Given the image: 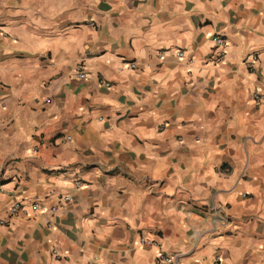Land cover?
<instances>
[{"label":"crops","instance_id":"1","mask_svg":"<svg viewBox=\"0 0 264 264\" xmlns=\"http://www.w3.org/2000/svg\"><path fill=\"white\" fill-rule=\"evenodd\" d=\"M255 92L264 0H0V264H264Z\"/></svg>","mask_w":264,"mask_h":264},{"label":"built area","instance_id":"2","mask_svg":"<svg viewBox=\"0 0 264 264\" xmlns=\"http://www.w3.org/2000/svg\"><path fill=\"white\" fill-rule=\"evenodd\" d=\"M214 44H215V48L218 50L216 55H214L213 59L211 60V62L217 63L220 62L222 60H224L225 57V46H226V41L225 39L220 36V35H215L213 38ZM178 57H184V51H178L177 52ZM130 66L134 67V64H131ZM76 75L79 78H85L86 77V73L82 70V69H78V72H76ZM102 84L105 86H109V84L107 82H104L102 80ZM253 97L255 100L259 101V102H264V95L259 93V92H255L253 93ZM67 139H70V136H67ZM76 185H78L79 187V183L76 182ZM69 201V197L68 196H63L59 199V203L63 202L64 204H66ZM23 208V204L21 201H15L9 208V212L11 214H15L18 210ZM58 206H53L50 208L51 212H56ZM31 209L32 211H38L40 209V204L39 202H33L31 204ZM186 215H190L192 214V212L190 211H186L185 212ZM207 216L210 219V223H211V228L212 230H218L219 228H222L224 226H226L229 223V216L227 213H225L223 211L222 208L216 206V205H212L209 207V209L207 210ZM7 222L4 219H0V226L5 225ZM196 238V233L192 232L190 234V239L192 241H194ZM138 243L140 245H149V246H153L155 248H160V242L155 239V238H148L145 235H141L138 239ZM54 253L55 250L53 251ZM155 264H178V254H169V253H164L159 251L156 256H155ZM214 264H217V262H215Z\"/></svg>","mask_w":264,"mask_h":264}]
</instances>
